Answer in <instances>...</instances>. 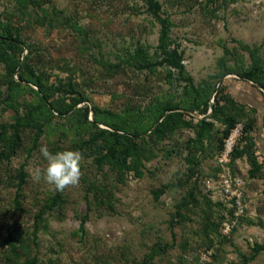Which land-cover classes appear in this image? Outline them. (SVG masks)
<instances>
[{
	"label": "rangeland",
	"instance_id": "374dc122",
	"mask_svg": "<svg viewBox=\"0 0 264 264\" xmlns=\"http://www.w3.org/2000/svg\"><path fill=\"white\" fill-rule=\"evenodd\" d=\"M158 1L161 11L169 17L171 23L172 47L178 46L183 51V72L192 77L193 86L180 77L177 70L166 66H160L154 72L131 67L114 77L101 78L100 61L103 59L117 62L128 57V54H133L141 45L150 54L155 52L160 24L147 11L143 0H43L46 8L73 9L78 22L77 28L56 27L49 21L43 27L37 26L39 12L31 3L25 8L24 4L20 11L18 9L13 19L20 18V25L27 27L24 37H28L27 42H35L40 47L41 55L61 60L62 63L66 61L75 64V78L89 97L86 103L90 106V121H93L94 106L117 120L128 117V108H131L134 110L132 113L140 112L146 120L147 111L149 115L152 114L153 108L167 100L173 103L183 101L188 105L195 93L193 88L204 80L209 81V76L216 71L224 69L219 58L225 52L236 50L238 59L228 62L234 70L250 65L248 51L241 50L240 47L237 52L240 44L257 47L264 63V0ZM5 7H17V3L13 0H0V12ZM80 30L84 32L80 34ZM86 32L93 39V46L90 48L82 43V35ZM25 53L26 50L23 51ZM234 70L219 79L215 90L225 84L228 92L235 98L241 102L245 100L246 110L258 124V128H253L247 135L256 142L255 154L264 168L263 91L255 85L258 83L245 81ZM53 72L66 75L59 72V69ZM214 91L209 98V104L213 102V105L216 94ZM10 114L11 111H7L2 116L3 119H10ZM207 116L209 115L203 118ZM97 124L112 129L105 123ZM59 132L56 130L53 134L42 137L35 150H31L33 133H27L23 147L9 161L0 163V257L6 247V229L12 226L20 229L19 226H24L28 228L27 235L30 234L36 210L55 192L43 180L34 182L31 174L36 167L46 166L39 150L42 145H47L49 151L53 152L56 134ZM191 137H194L191 127L177 128L169 138L157 145V156L145 163L141 177L128 172L124 174V179H119L108 169L96 173L89 166L90 162L83 159L82 169L87 176L97 177L106 188L114 191V211L109 212L106 208L97 206L92 193L86 192V182L81 179L78 186L66 188L63 204L48 217V231H39L37 235V248L42 264H130L128 248L134 250L138 257L149 253L144 243L147 241V231L152 229L162 240L172 244L164 253L156 255L154 261L157 264H192L200 253L190 249L182 251L178 244L184 236H188L193 243L199 241L191 232L198 225L199 216L192 213L193 221H187L185 229L175 227L174 237L168 225L175 211V204L185 191V188L173 185L178 176L189 167L185 142ZM63 138L69 144L74 139V134L69 133ZM216 156L217 154L203 160L201 167L208 176L201 178L200 188L216 205L223 206L215 205L214 209L229 217L230 202L225 201L226 198L219 189L208 191L205 186L206 178L217 180V167L221 168L216 162ZM21 167L26 173V180L20 191V207L17 208L16 176ZM226 169L228 174L240 181L246 204V219L255 224L247 220L237 221L231 236L233 244L222 248L223 261L220 264L239 263L243 260V255L253 253L255 244L264 245V179L248 175L250 164L246 156L237 158L233 167L228 165ZM214 183L217 186L218 183ZM164 184L171 186L159 199H155L152 189ZM84 217L86 220L80 229ZM259 221L263 225L257 224ZM248 264H264V250L259 251Z\"/></svg>",
	"mask_w": 264,
	"mask_h": 264
},
{
	"label": "trees",
	"instance_id": "16d2710c",
	"mask_svg": "<svg viewBox=\"0 0 264 264\" xmlns=\"http://www.w3.org/2000/svg\"><path fill=\"white\" fill-rule=\"evenodd\" d=\"M17 7L4 8L0 12V163L9 161L17 150L23 147L24 137L27 133H33L31 150L39 146L42 137L53 134L56 130L57 139L53 152L63 150H75L81 152L83 159L90 162L89 166L101 173L105 169L113 171L119 179H124V174L132 172L136 177L143 175L145 163L157 156V145L170 137L177 128L189 126L194 132V137L185 142L187 150V162L189 167L185 173L178 176L173 186L185 188L184 194L175 204L168 225L172 231L175 227H185L187 221H193L192 213L199 216L198 225L191 229L199 241L192 242L188 236L178 244L182 251H197L202 253L212 250L213 254L207 264H220L223 261L222 248L232 245L231 238L234 230L229 234L222 232L223 222L228 218L247 220L245 212L240 216L234 215V207L229 209V217L214 209L216 204L208 194H204L200 188L201 178L208 176L202 169L205 158H212L219 154L223 141L231 129L238 122H244L243 133L235 144L229 165L233 167L235 160L246 156L250 169L248 175L264 179V168L255 154L254 139L247 135L253 128H258L254 116L246 110L245 103L237 100L227 90V86L221 85L214 95L213 112L205 118H197L188 113L197 111L206 114L209 110V98L219 79L226 73L233 71L229 61L238 59L235 49L225 52L219 62L223 66L222 71L209 76V81L200 82L194 87V95L188 105L183 101L173 103L167 100L153 108V113L147 118L140 112L135 114L128 108V117L113 119L111 114L93 107V121L89 120L90 106L86 103L89 99L84 89L75 78L77 67L69 62L40 54V47L35 42H27L24 37L27 27L20 25V18L13 19L16 11L25 4L37 7V26L43 27L48 21L56 27L70 26L77 28V18L73 9L43 6V0H13ZM45 1V0H44ZM147 5V11L160 24L158 43L154 53L141 45L133 54L113 62L108 58L101 60V78H111L123 73L126 68L149 69L151 72L160 66L175 69L180 77L187 80L191 86L192 77L184 75L183 51L178 46L172 47L170 37L171 23L169 17L161 11L158 0H143ZM26 26H32L26 24ZM84 30H80V34ZM87 32L82 35V43L86 48L93 46V39ZM248 51L250 65L241 66L234 70L241 77L247 78L264 87V63L262 62L257 47L240 44L238 49ZM26 53L23 54V51ZM103 58V57H102ZM66 73H54L53 70ZM169 69V74L171 70ZM79 105V106H78ZM152 109V108H151ZM11 111L10 119H3V115ZM166 111H169L163 118ZM103 113V114H102ZM159 123L154 127L155 123ZM217 122V124L215 123ZM97 123H105L110 128L100 127ZM69 133L74 134V139L69 144L65 143V137ZM65 135V136H64ZM54 146V145H53ZM30 148L28 149V151ZM81 164V181L86 182V192L92 193L93 200L99 207L114 211V191L106 188L97 177L87 176ZM220 169L217 167L216 173ZM216 176V174H215ZM214 176V177H215ZM16 207H20V191L25 183L26 173L21 167L17 174ZM171 184L152 189L155 199H159ZM63 191H55L50 194L44 203L36 210L31 232L27 235L28 228L19 226L20 229L8 227L6 229V247L0 257V264H42L40 261L37 235L39 231H48V217L53 215L56 208L63 204ZM217 207H223L218 206ZM199 210V212H198ZM246 211V210H245ZM60 214V213H59ZM63 218V216L61 217ZM86 217L80 224L83 228ZM257 224L263 225L261 221ZM185 229V228H184ZM144 246L149 253L138 257L134 250L128 248V261L130 264H157L154 261L156 255L164 253L172 244H168L158 236L155 230L147 231ZM264 250V245L255 244L253 253L243 255L239 263L248 264L256 254ZM200 254L194 258L192 264H200Z\"/></svg>",
	"mask_w": 264,
	"mask_h": 264
},
{
	"label": "built area",
	"instance_id": "2783aa9c",
	"mask_svg": "<svg viewBox=\"0 0 264 264\" xmlns=\"http://www.w3.org/2000/svg\"><path fill=\"white\" fill-rule=\"evenodd\" d=\"M242 133L243 124L238 122L224 139L222 149L216 156V162L221 168L217 173V180H214L213 178L205 179V186L207 190L214 191L215 189H219L221 194L226 198L225 201L230 202V207H234L235 216L242 215L246 210L244 193L241 189L240 181L228 174V170L226 168H228L233 148ZM214 182L218 183L217 186L213 185L215 184ZM236 224L237 220L228 218L223 222L222 232L224 234H229L233 231ZM212 254V250L203 251L199 258L200 264L210 261Z\"/></svg>",
	"mask_w": 264,
	"mask_h": 264
},
{
	"label": "clouds",
	"instance_id": "9594fccd",
	"mask_svg": "<svg viewBox=\"0 0 264 264\" xmlns=\"http://www.w3.org/2000/svg\"><path fill=\"white\" fill-rule=\"evenodd\" d=\"M41 156L46 161V166L36 167L32 174L34 182L43 180L54 191H63L68 187L78 186L81 172V152L75 150H63L52 153L47 145L40 148Z\"/></svg>",
	"mask_w": 264,
	"mask_h": 264
},
{
	"label": "water",
	"instance_id": "95a60500",
	"mask_svg": "<svg viewBox=\"0 0 264 264\" xmlns=\"http://www.w3.org/2000/svg\"><path fill=\"white\" fill-rule=\"evenodd\" d=\"M245 81H247V82H249V83H253L252 81H250L249 79H247V78H243ZM219 84H220V82H219ZM255 85H257V87H259L262 91H263V97H264V87L262 86V85H260V84H255ZM218 87V86H217ZM217 90V89H216ZM216 90L214 91V93L216 92ZM213 107H214V105H213V102H211L210 104H209V110H208V112L205 114V115H200V114H198L197 112H195V111H188V113L189 114H191V115H193V116H195V117H197V118H203L204 116H206V115H210L211 113H212V111H213ZM168 112V111H167Z\"/></svg>",
	"mask_w": 264,
	"mask_h": 264
},
{
	"label": "crops",
	"instance_id": "0c3cea01",
	"mask_svg": "<svg viewBox=\"0 0 264 264\" xmlns=\"http://www.w3.org/2000/svg\"><path fill=\"white\" fill-rule=\"evenodd\" d=\"M237 99V98H236ZM238 100V99H237ZM240 101V100H239ZM242 103H246L245 100L242 101Z\"/></svg>",
	"mask_w": 264,
	"mask_h": 264
}]
</instances>
